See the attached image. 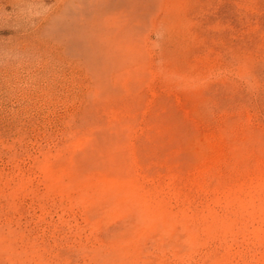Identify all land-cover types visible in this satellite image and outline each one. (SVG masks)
Wrapping results in <instances>:
<instances>
[{
    "label": "rangeland",
    "instance_id": "rangeland-1",
    "mask_svg": "<svg viewBox=\"0 0 264 264\" xmlns=\"http://www.w3.org/2000/svg\"><path fill=\"white\" fill-rule=\"evenodd\" d=\"M0 264H264V0H0Z\"/></svg>",
    "mask_w": 264,
    "mask_h": 264
}]
</instances>
